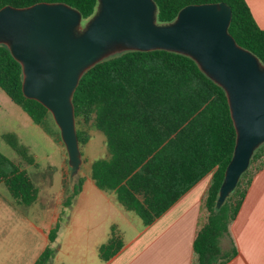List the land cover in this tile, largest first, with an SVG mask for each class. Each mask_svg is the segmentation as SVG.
<instances>
[{
	"label": "trees",
	"instance_id": "obj_1",
	"mask_svg": "<svg viewBox=\"0 0 264 264\" xmlns=\"http://www.w3.org/2000/svg\"><path fill=\"white\" fill-rule=\"evenodd\" d=\"M42 1L66 3L76 8L83 19L92 16L98 4V0H0V8ZM154 2L158 23L171 22L188 4L225 2L232 13L228 32L264 64V29L257 25L245 0ZM21 84L20 64L0 44V88L34 123L44 124L50 113L38 101L23 96ZM72 103L79 144L88 140L92 129L101 131L107 139L109 158L92 163V177L99 188L114 190L118 201L149 225L211 173L204 199L207 217L193 241V252L197 264H225L236 255L229 227L253 174L248 169L243 172L235 190L219 208L215 206L233 154L236 131L225 91L195 60L162 49L130 50L110 56L83 73ZM2 137L29 161L26 148L14 134ZM263 145L253 152L249 165L259 157ZM263 166L264 162L254 173ZM246 174V184L241 188ZM82 182L81 176L74 180L64 199L65 207L79 193ZM0 183L19 205L29 206L37 198L38 187L29 173L1 152ZM57 230L58 223L49 231L50 242ZM223 239H228L229 246L222 248ZM120 247L121 240L112 230L108 242L99 249L100 256L107 260ZM54 252L46 245L33 264H48Z\"/></svg>",
	"mask_w": 264,
	"mask_h": 264
},
{
	"label": "water",
	"instance_id": "obj_2",
	"mask_svg": "<svg viewBox=\"0 0 264 264\" xmlns=\"http://www.w3.org/2000/svg\"><path fill=\"white\" fill-rule=\"evenodd\" d=\"M156 13L154 0H98L87 19L63 2L5 5L0 44L21 66L23 96L41 103L59 130L70 187L82 162L72 96L83 73L130 50L162 49L191 57L225 91L236 131L215 203L219 208L264 143V64L228 32L232 13L225 2L185 5L168 23H158ZM116 48L122 50L111 54Z\"/></svg>",
	"mask_w": 264,
	"mask_h": 264
},
{
	"label": "crops",
	"instance_id": "obj_3",
	"mask_svg": "<svg viewBox=\"0 0 264 264\" xmlns=\"http://www.w3.org/2000/svg\"><path fill=\"white\" fill-rule=\"evenodd\" d=\"M245 1L257 25L264 29V0ZM2 93L0 137L3 139L5 133L14 134L26 148L29 161L4 139L12 150L3 146L0 152L29 173L38 187V195L31 205L22 206L13 201L0 183V264H33L48 244L55 250L48 264H197L192 246L206 221L204 199L211 173L151 224L144 225L140 216L118 201L114 190L96 185L92 163L108 159L109 152L106 136L92 129L88 140L79 144L81 189L65 207L63 202L70 188L66 191L64 175L69 165L59 133L45 123H34ZM96 138L102 144L92 152L91 145ZM57 223L55 239L50 242L49 231ZM112 230L118 234L121 247L104 260L99 249L108 242ZM229 230L237 253L225 264H264V166L253 173Z\"/></svg>",
	"mask_w": 264,
	"mask_h": 264
},
{
	"label": "rangeland",
	"instance_id": "obj_4",
	"mask_svg": "<svg viewBox=\"0 0 264 264\" xmlns=\"http://www.w3.org/2000/svg\"><path fill=\"white\" fill-rule=\"evenodd\" d=\"M122 50V48H116L115 50H113L112 52H111V54H115V53H118L119 51H121ZM0 92L2 93L3 91H1V89H0ZM2 94H5V93H2ZM45 123V125H47L48 126V128L50 129V130H52L53 132H55V133H59V130H58V128H57V126L55 125V123H54V121H53V118L51 117V115H48L47 116V118H46V121L44 122ZM1 126H3V124H1L0 123V129H2L1 128ZM94 130V129H93ZM93 130H91V132L93 131ZM94 134V132L91 134V136ZM92 138V137H91ZM101 144H102V142H101ZM100 144V141L96 138L95 140H94V143L91 145V148H92V152L99 146V145H101ZM3 146H5V147H7V145H6V143L3 141V139H1V137H0V148H2L3 149ZM90 146V145H89ZM264 146V145H263ZM262 146V147H263ZM261 147V148H262ZM8 148V150H12V149H10V147H7ZM260 150V149H259ZM259 150H258V152H259ZM93 155H95L96 157H102V156H98V155H96V154H93ZM262 162H264V148L259 152V157L255 160V161H253L252 163H251V165H249L248 166V170H249V174L250 175H252L253 173H254V171L256 170V168L262 163ZM248 174V175H249ZM69 169H68V172L67 173H65V175H64V185L66 186V191L70 188V183H69ZM77 176L78 175H76L75 177H74V179H73V181L74 180H76V178H77ZM247 178V174H246V176L243 178V184H241V188L243 187V186H245V184H246V182L244 181L245 179ZM72 185V184H71ZM69 191H70V189H69ZM68 191V192H69ZM68 192H66V195H67V193ZM65 195V196H66ZM224 247H227V246H229V242H228V239H223L222 240V243H221ZM223 248V247H222ZM223 250H226V249H223Z\"/></svg>",
	"mask_w": 264,
	"mask_h": 264
}]
</instances>
